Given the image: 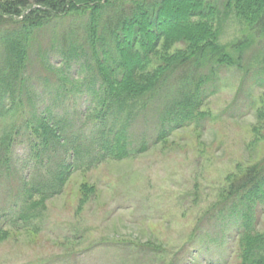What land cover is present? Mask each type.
Masks as SVG:
<instances>
[{"label": "trees", "instance_id": "1", "mask_svg": "<svg viewBox=\"0 0 264 264\" xmlns=\"http://www.w3.org/2000/svg\"><path fill=\"white\" fill-rule=\"evenodd\" d=\"M63 22L55 42L64 67L57 71L42 60V74L60 95L72 83L87 99L72 117L50 108L28 113L31 46ZM229 25L239 27V37L223 44ZM253 47L256 63L246 68ZM227 70L251 73L264 90V0H0V123L5 114L13 118L0 137V179H16L15 146L25 143L29 150L21 190H14L0 219L30 227L76 169L145 152L153 140L132 137L140 119L155 128L154 144L174 130L200 127L208 120L202 107ZM213 214L236 226L224 232L226 243L234 238L237 264H264V159L230 183Z\"/></svg>", "mask_w": 264, "mask_h": 264}, {"label": "rangeland", "instance_id": "2", "mask_svg": "<svg viewBox=\"0 0 264 264\" xmlns=\"http://www.w3.org/2000/svg\"><path fill=\"white\" fill-rule=\"evenodd\" d=\"M65 26L38 34L31 46L28 113L50 108L72 117L81 111L86 97L75 94L72 83L60 95L53 81L45 82L51 76L42 74V60L57 71L64 67L55 31ZM226 28L221 42L230 44L239 37V27ZM257 54L255 47L247 51L246 68L254 67ZM76 69L73 64L70 70ZM235 71L221 72L218 89L202 107L208 120L200 127L174 130L154 144L155 128L140 119L132 137L138 143L153 140L145 152L76 169L30 227H11L0 219V264H237L234 238L226 243L229 233L224 232L236 226L212 215L230 183L264 159V90L254 85L251 73ZM11 116L1 121L0 137L12 124ZM20 135L22 141L21 130ZM28 152L25 143L17 144L12 157L16 179H0V214L7 203L10 208L14 190H21L17 186L20 173L29 168Z\"/></svg>", "mask_w": 264, "mask_h": 264}]
</instances>
